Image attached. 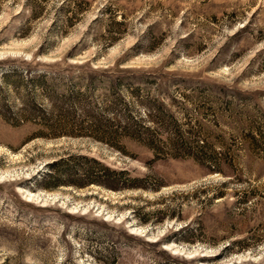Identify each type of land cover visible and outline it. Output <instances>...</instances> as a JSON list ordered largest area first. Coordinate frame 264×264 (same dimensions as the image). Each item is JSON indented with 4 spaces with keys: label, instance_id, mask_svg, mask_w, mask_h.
Returning a JSON list of instances; mask_svg holds the SVG:
<instances>
[{
    "label": "rangeland",
    "instance_id": "rangeland-1",
    "mask_svg": "<svg viewBox=\"0 0 264 264\" xmlns=\"http://www.w3.org/2000/svg\"><path fill=\"white\" fill-rule=\"evenodd\" d=\"M0 264H264V0H0Z\"/></svg>",
    "mask_w": 264,
    "mask_h": 264
},
{
    "label": "trees",
    "instance_id": "trees-1",
    "mask_svg": "<svg viewBox=\"0 0 264 264\" xmlns=\"http://www.w3.org/2000/svg\"><path fill=\"white\" fill-rule=\"evenodd\" d=\"M30 113H34V112H30ZM146 130H149V127H147ZM83 158L89 159L86 156H84ZM90 160L95 164V166L93 167L88 166L87 168H85L81 174V180L77 182L76 185L84 186L90 183H97L113 189H121V188H129V187H145V184L141 178L131 176L130 172L126 170L113 169L110 166L105 165L104 163H102L101 161L95 158H91ZM61 161L63 160H57L51 163L50 167L53 168L52 172H56V169L60 165ZM52 172L45 175V177L49 178L50 176H53ZM61 181L64 180H59V179L56 180V182H61Z\"/></svg>",
    "mask_w": 264,
    "mask_h": 264
}]
</instances>
